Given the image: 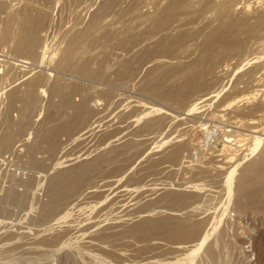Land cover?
Masks as SVG:
<instances>
[{
  "label": "rangeland",
  "instance_id": "1",
  "mask_svg": "<svg viewBox=\"0 0 264 264\" xmlns=\"http://www.w3.org/2000/svg\"><path fill=\"white\" fill-rule=\"evenodd\" d=\"M263 114L264 0H0V264H264V199L226 185L264 164ZM212 222L203 258L137 259Z\"/></svg>",
  "mask_w": 264,
  "mask_h": 264
},
{
  "label": "bare ground",
  "instance_id": "2",
  "mask_svg": "<svg viewBox=\"0 0 264 264\" xmlns=\"http://www.w3.org/2000/svg\"><path fill=\"white\" fill-rule=\"evenodd\" d=\"M5 7H6V5H5ZM1 9H2V7H1ZM258 21L259 22L261 21V17L258 18ZM213 36L215 37L216 40L219 39L222 42H225V44H230L236 40L234 34L231 31H229L226 28V26H224L221 23L219 24V26L215 30L212 37ZM166 37H168V35ZM180 37L181 36L179 34L176 37L170 36L169 41L177 40ZM212 40H214V39H210V40H208V42L211 43ZM31 42H33V41H31ZM40 80L41 79L34 80L33 82H31L30 84L27 85L26 89L30 95H31V93H33L35 91V87L37 85H39ZM258 89L260 90V88H253L251 90H248L247 92H241L239 94H234L229 99L228 103H230L234 100H238V101L241 100L242 102L248 101V99L255 96V94L258 92ZM28 93L26 95H28ZM263 116H264V114H263ZM224 137H226V135ZM228 138H226V141L231 140L230 137H228ZM177 148H178V146L175 149L173 148L171 150L172 151L171 153L169 152L170 157H173V155L176 154ZM261 160H263L262 156H259V157L251 158L247 161L244 160L243 162H238V163H235V164H232L229 166L230 172H229V176H228L227 182H226L227 183L226 185L228 187L227 188L228 196L233 197V199L235 198V203H237L238 205L251 203L254 200H258L259 198L264 199V188L260 187V185H257V183L259 184L261 181L264 182V164L261 163ZM236 184H238V187H237L236 193H234L233 188L236 187ZM263 204H264V202H263ZM220 221H222V220H220ZM226 226H227V224H226ZM216 227H217L216 223L212 222L211 225L206 229V231L204 233L201 232L200 228L189 229V230H187V229L154 230V231L148 232L144 239H146L148 242H151V244L149 245V249L148 250L140 249L136 253L137 259L145 258L147 255L153 257L152 254L155 253L153 250H159L160 252H167L170 250V249H167V247L172 245V244H175V243H178V244L181 243V245L183 243L189 249H192L190 252L185 254V257L187 256L189 258H193L196 255H198V256L200 255L203 258V255H206L208 253L209 249L211 248V244L217 243V240L220 239L222 237L224 231H226L223 229L217 231ZM225 233H227V232H225ZM220 240H218V241H220ZM111 246H113L112 243L108 244L107 246H102V245L98 244L96 246V248L99 249L103 253V255L106 259L108 258L107 260L111 259L108 256H113V257H115V260H117L116 258H118V255L114 251V248H116V247L113 246L114 247L113 248ZM50 249L52 250L53 247H51ZM112 260L113 259H111V261ZM119 260H121V259H119Z\"/></svg>",
  "mask_w": 264,
  "mask_h": 264
},
{
  "label": "built area",
  "instance_id": "3",
  "mask_svg": "<svg viewBox=\"0 0 264 264\" xmlns=\"http://www.w3.org/2000/svg\"><path fill=\"white\" fill-rule=\"evenodd\" d=\"M4 1H6V2H11V1H14V0H4ZM242 151H243V150H242ZM250 154H252V153H251V151L249 150V148L247 147V150L244 151L243 154H240V155H241V157L243 158V157H247V156H249Z\"/></svg>",
  "mask_w": 264,
  "mask_h": 264
}]
</instances>
